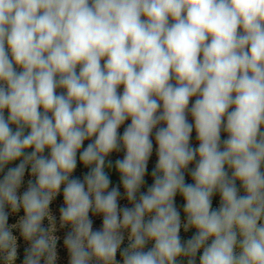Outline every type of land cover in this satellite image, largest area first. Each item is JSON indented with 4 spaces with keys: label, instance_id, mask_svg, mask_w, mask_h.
Returning <instances> with one entry per match:
<instances>
[{
    "label": "clouds",
    "instance_id": "1",
    "mask_svg": "<svg viewBox=\"0 0 264 264\" xmlns=\"http://www.w3.org/2000/svg\"><path fill=\"white\" fill-rule=\"evenodd\" d=\"M189 112L198 148L190 146ZM161 122L166 127L156 128ZM262 126L264 0H0V171L23 157L0 180V256L14 264L18 227L30 242L23 264H55L49 206L64 185L60 221L71 225L64 239L69 264H120L121 229H130L122 264H178V257L196 264L201 248L200 264H264ZM154 128V184L137 201ZM93 136L79 154L91 170L83 181L71 178L77 152ZM121 144L126 155L115 167L131 208L118 206L119 189L108 190L105 172L106 157ZM197 156L194 183H186L184 170ZM29 165L35 183L18 195ZM178 192L186 201L184 230L197 229L186 243ZM6 206L23 209L17 224L9 226ZM90 210L102 214V230H93ZM45 218L50 227L42 226Z\"/></svg>",
    "mask_w": 264,
    "mask_h": 264
},
{
    "label": "trees",
    "instance_id": "2",
    "mask_svg": "<svg viewBox=\"0 0 264 264\" xmlns=\"http://www.w3.org/2000/svg\"><path fill=\"white\" fill-rule=\"evenodd\" d=\"M141 19H146V17H141ZM238 31H242V29H238ZM9 55H11V54L9 53ZM200 58L202 59V55ZM103 60H106V57ZM79 67L80 66L77 65V71H79ZM21 70L22 69L17 67V71H21ZM171 82L175 83L174 80ZM123 88H124L123 85H120L118 87L117 91L119 94L123 93V91H124ZM121 89H123V90H121ZM56 92H57V94H59L61 92L66 93V90L65 89H57ZM196 98L197 97H195V96L190 98L189 108H191V106L195 102ZM160 110L162 111V102H161V109ZM232 110H233V108L229 109V111H232ZM40 111H43V108H41ZM189 114L191 115L190 112H189ZM7 115H8V111L5 110V117H7ZM49 115L51 116V113H49ZM189 122L193 124V131H192L191 136H190V146L193 148H198L199 147V141L197 139V133H196V130L194 127V124H195L194 118H193V121H191V117H190ZM224 123L226 124V117L224 119ZM130 124H131V118L129 117L119 127L118 134L120 136H122L124 130ZM11 127L13 128V130H15V125H11ZM156 127L157 128L166 127V124L161 122ZM261 130L264 131V126H262ZM29 132H30V128H26L25 129V135H27ZM227 138H228V133L225 132L223 130V127H222L221 142H223ZM150 139H151L152 144H153V149H152V153H151L149 160H148V163H147V169H146V173L144 176V183L142 184L141 188L137 192V201L139 200L140 193H146L148 188L154 184V177L152 176V172L158 163V155H157L158 144L155 140L154 129H153V132L150 136ZM94 140H95V136L91 137L90 139H86L84 141L81 149L77 152V167L74 170V172L72 173L71 178H79L81 181H83L84 176L91 170L90 167H85L83 165V163L79 159V154H80V152H82L84 150V148L87 147V145L89 143L93 142ZM33 150H34L33 148H29V149H26L25 151L30 152ZM221 150H223V143H221ZM43 155L50 156V149L46 148ZM125 155H126V149H124L123 145L121 144L119 151H113L111 154H109L108 157H106L105 172L108 174L109 179L111 181L108 190L110 191L112 187H117L119 189L120 196L118 197V206L120 208H123V207L131 208V207H133V202L128 201L126 193H125V189L123 188V185L121 182L120 173L117 171V169L115 167V161L118 159H123ZM22 159H23V157H21L20 159H17L16 161L10 162L8 165H6L4 170L0 171V180L3 179L8 168L17 166L21 162ZM198 159H199V156H197L196 159L188 165L187 169L184 170V176H185V182L186 183H189V184L194 183V181L191 177V169L195 168L196 161ZM108 160L112 161V166L110 168L107 166ZM30 168H31V166L29 165L28 168L26 169L21 187L19 188V189H24V190H22L23 192L27 190L29 180H31L33 183H35V180H36V177L31 174ZM225 170L228 172L229 176H231V173L233 170L228 168L227 165H225ZM261 170L264 171V165H262ZM236 186H237L239 195H245L246 194L243 187H242L241 181L237 180ZM63 187H64V185H61V189H60L59 194L54 198V200L52 201V203L49 206L50 212H51L52 216L54 217L55 231H54L53 235L58 237L57 245H56L57 260H56L55 264H69V260H70L68 250L64 245V239H65L66 235L71 231V225L69 224V225H65L64 227H61V221H60V208L65 206L64 200H63ZM185 203H186V201L184 200L183 196L178 192L174 198V204H175V207L177 208L178 212L180 213L181 228H180L179 236H180L182 243H186L189 239H191L197 233V229L195 227H191L187 231L184 230L183 225L187 222V216L184 212ZM219 206H220V194L218 192H216L212 196V209L216 210L219 208ZM5 210L9 214L8 215L9 226H11L12 224H17L19 219L24 215V211L22 208L17 213H12L10 207H7V206H6ZM89 218L93 221V230H102V222H103L102 214H94L90 210L89 211ZM148 218L149 217H147V216L145 217L146 220ZM260 223H264V220L260 221ZM42 226H44L46 228L50 227L49 221L47 218H45V220L43 221ZM12 231H13V235L16 237V242H17V258L14 261V264H23V260H24V256H25V249L30 247V242L24 240L23 236L20 233V229L18 227L12 229ZM120 231L122 232V234L124 236V240L121 244L120 249H118L116 259H117V261L120 262V264H122V257L120 255V252L124 248H126L129 244L128 237L130 235V229H121ZM240 238L241 237H239V235H238V240ZM211 242H212V238H210L206 242V246L210 245ZM153 245H154V241H149L146 244L144 250L147 251ZM236 251L239 252V248H237ZM202 254H203V248H201L197 252V255L195 258L196 264H200V256ZM177 259H178V264H187V259H188L187 257H178ZM0 264H5L2 256H0ZM41 264H44L43 258L41 259ZM92 264H96V261L93 260Z\"/></svg>",
    "mask_w": 264,
    "mask_h": 264
},
{
    "label": "rangeland",
    "instance_id": "3",
    "mask_svg": "<svg viewBox=\"0 0 264 264\" xmlns=\"http://www.w3.org/2000/svg\"><path fill=\"white\" fill-rule=\"evenodd\" d=\"M104 61L105 60H101V64L103 65L104 64ZM124 89V88H123ZM123 89H121V90H123ZM190 117H191V121H193V118H192V116L188 113L187 114V119H188V121H189V119H190ZM158 126V125H157ZM157 128V127H156ZM156 128H154V132H156ZM22 190H24V189H18V195H22L23 194V191Z\"/></svg>",
    "mask_w": 264,
    "mask_h": 264
}]
</instances>
